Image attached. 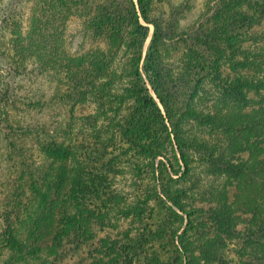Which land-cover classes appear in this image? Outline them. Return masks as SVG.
<instances>
[{"label":"trees","instance_id":"16d2710c","mask_svg":"<svg viewBox=\"0 0 264 264\" xmlns=\"http://www.w3.org/2000/svg\"><path fill=\"white\" fill-rule=\"evenodd\" d=\"M212 1V28L198 39L199 45L210 49L212 56H208L203 49H192L185 63V72L177 79L169 80L157 60L152 58V52L141 66L143 49L150 34L149 26L141 22V17L147 23H155L149 16L150 0H138V5L135 0H107L103 4H98L96 0H37L27 22L20 16L16 6L18 0H0V65L7 68L6 79L10 75L19 76L28 60L35 57L43 66L61 70L71 79L69 98L74 103L105 95L120 97L121 102L132 100L121 124L124 136L147 151L153 160L163 154L160 149L162 144H158L162 137L174 140L181 156L179 160L187 170L189 155L186 147L190 146L179 134L181 122L188 118L200 119L202 123L219 128L226 136V146L206 142H199L197 146L203 150L207 171L215 178L225 180V190L230 186L237 189L235 199L230 203L225 200V190L220 191L222 198L218 200V206L210 211L212 220L217 224L215 236L200 235L191 239L188 236L190 230L199 232L204 228H196L192 219L188 220L184 232L176 230L169 235L172 224L163 220L160 222L164 223L163 226L157 227L156 232L146 224V231L135 237L126 231L120 238L100 239L95 248L96 256L93 255L89 264H134L140 261L142 255H145L142 262L147 259L145 264H193L199 261L211 264L223 255L224 238H241V255L252 256L256 264H264V157L260 156L264 153L261 146L264 144V60L257 64L246 55L248 62L237 64L255 71L247 78L221 81L218 71L228 51L233 62L231 57L233 55L234 58L239 31L264 17V0ZM76 14L89 16V27L98 35L106 33L112 48H127L131 53L129 62L124 66H115L117 50L109 57L100 50L78 56L70 54L64 46V28L68 19ZM3 30L8 37L1 35ZM158 36L157 31L154 37ZM202 65L216 73L215 79L221 87L222 96L217 100L216 111L197 114L179 89L180 83L189 85L193 82L189 88L192 97L196 95L203 76L193 80L192 75ZM233 65L236 63L233 62ZM148 83L157 93L163 108L151 94ZM118 84L123 85L121 95L114 90V85ZM9 91L10 87L1 90L6 97ZM250 91L261 98H249ZM0 113H3L1 104ZM40 143L50 159H64L71 155L69 148L50 134ZM243 152L251 154L247 158L237 156ZM159 163L157 168L162 181L161 168L165 167L169 175V166L162 161ZM174 182L177 181L171 178V182L163 184L161 192L155 191L156 194L150 196L160 198L179 218L176 211L186 212L181 199L186 197V191L185 188H174ZM87 188L79 165L71 168L69 173L65 168L56 169L52 165L43 170L40 181L34 183L37 192L35 207L22 219L20 215L15 218L7 215L6 224L0 225V252L3 254L0 264H54L49 258L60 253L62 243L71 232H74L73 238L80 242L92 240L94 232L90 221L94 216L98 221H105V214H95L85 203L82 197ZM242 207L248 214L241 221L238 211ZM120 209L124 212H120L122 217L132 216L136 210L139 217L143 215L139 206ZM17 221L23 225L16 226ZM241 223L242 228L239 227ZM168 235L171 237L168 238ZM171 242L173 250L166 262L154 251L149 255L148 246L151 250L155 247L164 249Z\"/></svg>","mask_w":264,"mask_h":264},{"label":"rangeland","instance_id":"374dc122","mask_svg":"<svg viewBox=\"0 0 264 264\" xmlns=\"http://www.w3.org/2000/svg\"><path fill=\"white\" fill-rule=\"evenodd\" d=\"M96 1L103 4L107 0ZM36 2L37 0H18L16 3L24 21L27 22L30 10ZM135 2L138 5V0ZM213 8L212 0H150L149 16L158 27L155 23H147L141 17V22L150 28L141 66L152 52V58L157 60L159 67L171 80L185 72V63L192 49H203L209 56L211 50L201 47L198 39L212 28L210 16ZM90 19L89 16L77 14L68 19L64 28V46L74 56L100 50L109 57L117 49L110 46L106 33L98 35L89 27ZM157 31L159 36L155 38ZM239 32V41L233 50L234 58L233 55L231 57L236 65L230 60L228 51L218 70L221 81H233L237 77L247 78L254 74L253 69L237 65L248 62L246 55L251 57V62L257 64L264 60V17H259L252 26ZM1 35L5 38L7 36L4 30ZM117 53L114 65H126L131 53L127 48L117 50ZM202 66H198L192 75L193 80L203 76V82L196 88L194 97L189 88L193 86V82L189 85L179 82L182 97L189 99L197 114L216 111L217 100L222 96L221 87L215 79L216 73H213V69L211 71L207 66L203 69ZM0 68V74L4 75L2 78L0 75V104L3 109V113H0V225L6 224L7 215L12 218L20 215L22 219L35 207L37 192L34 183L40 181L43 170L52 165L56 169L65 168L69 173L71 168L79 165L88 184L87 192L82 198L95 214L104 212L105 221H98L95 216L91 219L90 227L94 238L88 242L73 238L75 235L71 232L62 243L60 253L49 258L52 263L89 264L93 261V255L96 256L95 248L98 247L100 239L120 238L126 231H130L131 236L135 237L140 232L143 233L146 224L150 230L156 232L157 227L163 226L164 223H160L163 220L172 224L169 235L176 230L179 233L184 232L189 219L194 221L196 228L204 227L199 232L190 230L188 236L191 239L200 235H216L217 224L212 220L210 211L218 206V200L222 198L225 180L217 179L207 171L203 150L197 146L199 142L226 146V136L219 128L202 123L196 118L181 122L179 134L186 139L187 146H190L186 147L189 155L187 170L179 160L181 156L174 140L161 136L158 144H162L160 149L163 154L153 160L147 151L129 142L124 136L121 124L124 123L123 117L130 109L132 100L121 102L120 97L105 95L74 103L69 98L71 79L61 70L43 66L35 57L28 60L19 76L10 75L8 80L5 78L7 68L4 65H0ZM122 86L114 85V90H118L120 95L123 94ZM148 86L159 106L163 108L157 93L149 83ZM3 87H10L8 97L2 95ZM248 95L253 100L261 98L253 91L248 92ZM49 134L69 148L71 155L64 159L48 158L40 142ZM261 146L264 148V144ZM250 154L243 152L237 156L247 158ZM260 156L264 157V153ZM161 161L169 166L171 175L162 167V181L157 168ZM171 178L177 181L174 182V188H185L186 191V197H181L186 212L173 208L179 218L160 198L150 196L156 194L155 191L161 192L163 184L171 182ZM225 192V200L230 203L235 199L237 189L230 186ZM138 206L140 210L143 209L142 217H139L138 210L132 216L122 217L124 212L120 208ZM244 210L242 207L238 211L241 221L248 214ZM15 225L20 227L23 224L17 221ZM242 226L241 223L239 227ZM224 242L225 245H221L223 255L211 264L257 263L252 256L241 255V238H224ZM148 249L149 255L154 251L166 262L171 256L173 244L171 242L164 249L155 247L151 250L149 246ZM2 255L0 252V260ZM144 259L145 255H142L140 261L134 264H145L147 259L143 263Z\"/></svg>","mask_w":264,"mask_h":264}]
</instances>
